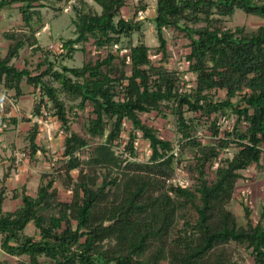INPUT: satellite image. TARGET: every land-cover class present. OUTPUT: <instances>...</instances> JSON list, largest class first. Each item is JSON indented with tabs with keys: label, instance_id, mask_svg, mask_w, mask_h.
<instances>
[{
	"label": "trees",
	"instance_id": "obj_1",
	"mask_svg": "<svg viewBox=\"0 0 264 264\" xmlns=\"http://www.w3.org/2000/svg\"><path fill=\"white\" fill-rule=\"evenodd\" d=\"M50 1L0 0V11L17 7L24 26L3 32L8 44L0 55V87L17 98L23 83L32 86L37 93L32 116L51 114L66 132L61 154L48 159L50 169L40 173L35 193L28 194L25 184L13 189L20 204L6 211L5 183L15 166L10 157L0 179L2 252L17 264H237L244 249L254 264H264V202L256 222L244 207L246 226L237 224L228 206L240 171L259 164L264 152V24L226 25L237 9L264 19V0H156L151 19L156 51L166 62L163 29L183 32L187 71L195 75L189 89L183 71L152 60L142 32L145 17L137 16L145 5L134 6L125 18L126 0H91L99 11L87 0H65L80 7L73 5L74 37L63 40L55 59H71L76 45L83 50L89 40L97 49H110L79 67L56 68L33 27L42 22L40 10ZM25 46L43 54L34 72L12 62ZM61 94L75 103L67 105ZM87 107L88 138L70 131L68 117ZM152 112L173 118L175 140L142 121L141 115ZM230 115L233 125L221 128L218 120ZM0 121L8 127L16 118ZM126 123L131 128L124 141ZM205 124L208 141L197 134ZM137 131L150 148L146 161L135 159ZM38 132L34 123L25 136L32 161L41 149ZM231 146L236 150L228 154ZM185 153L193 184H169ZM56 182L69 190L68 199H61ZM30 223L36 235L25 233Z\"/></svg>",
	"mask_w": 264,
	"mask_h": 264
},
{
	"label": "rangeland",
	"instance_id": "obj_2",
	"mask_svg": "<svg viewBox=\"0 0 264 264\" xmlns=\"http://www.w3.org/2000/svg\"><path fill=\"white\" fill-rule=\"evenodd\" d=\"M91 6L94 7L97 11L100 10V7L97 6L93 1L87 0ZM46 6L41 8L42 22L34 21L33 27L37 31L36 37L38 38L39 45L43 50H47L50 44H59L62 43L63 40L74 37L73 29L74 25L72 24V19L76 16V10L73 8V5L78 9L80 5L75 2H66L65 0H52L45 4ZM145 5V11L142 13L144 18V26H143V34L144 41L149 46V55L157 62H161L169 69H175L178 71H183L182 78L186 80L185 88L189 89V87L194 86V78L195 75L191 72L187 71L188 63L185 59L186 54L189 52L188 47V39L179 30L175 28L163 29V35L166 39V49H167V61L162 62L160 60L161 55L156 51L158 41L156 39V31L154 29V25L152 22V16L154 15L156 0H126L125 5L121 9V15L125 18H128L132 14V9L134 6ZM261 24H264V19L259 18L257 16L247 15L243 11L237 9L231 18H227L226 25L228 27H236V26H244L245 29H253ZM42 25H44L42 27ZM24 28L21 16L17 10L16 6L4 8L0 11V55H3L6 52L8 41L4 38V31H19ZM139 37V33L133 34L132 43H136ZM125 42V40H124ZM82 44H77L78 50L73 54L72 58H61L58 57L55 59L54 53L50 50L49 59L53 60L56 68L61 69L63 65L72 67H79L87 60H95L98 57H103L106 55L110 48H101L97 49L93 44L92 40L86 42L83 47L84 49H80ZM127 49V48H126ZM126 49H123L121 53H125ZM120 53V54H121ZM42 52L33 50L28 46L23 47L19 56L14 60V65L18 68H22L27 66L32 72L35 71V67L38 61L42 59ZM127 71H129V66H126ZM187 71V72H186ZM55 86H58V83H54ZM10 92H3L2 87H0V101L3 103V108L0 110V117H6L4 114L9 110L11 106L8 104L7 99L11 98L9 95ZM37 95V93H36ZM61 97L64 99L67 105H72L75 101H70L61 94ZM216 97H223L222 92H217ZM35 101V100H34ZM14 103V100H13ZM10 105V106H9ZM34 105V103H33ZM90 108L87 107L84 110L77 109L76 111L69 112V128L70 131L75 132L83 137L88 138L89 135L86 132L87 128V118L89 117ZM19 111V110H18ZM22 113V112H21ZM25 112H23L24 114ZM25 115V114H24ZM48 121L42 122L40 125L43 126L44 133L47 135L49 131H55L54 136L56 137H39L38 143L40 147L46 150V155L48 158H52L53 156H59L62 151V142L66 132L59 126L56 117L52 118L51 114L46 115ZM141 119L148 125H152L158 132L162 138L165 139H176V132L174 126V120L171 116L167 118H162L157 116L154 112L149 114L141 115ZM235 121V116L230 115L225 118H220L218 120V125L221 128H229L233 125ZM3 121H0V131H9V129L1 128V124ZM45 123V124H43ZM129 123H126L125 130L122 133L123 140H126L127 131L131 128ZM208 124L202 125L198 130L197 134L199 136H203L204 141L210 140L211 132L207 128ZM243 126V125H242ZM49 129V130H47ZM109 127L107 128V131ZM43 133V132H42ZM58 135L60 137H58ZM138 139L136 141V149L137 156L135 159L146 161L150 154V148L146 140H144L141 136V133L137 131ZM15 139L8 138L6 146H0V177L2 176L3 171H5L6 164H10L9 161L7 163H1V160L7 159L11 157L14 150L16 151H27V140L24 137V134L21 137H16ZM51 139V140H50ZM97 140H92L90 143L93 144L97 142ZM121 148L123 146H120ZM25 148V149H24ZM236 150V147L231 146L228 149V154H231ZM45 155V156H46ZM187 153L183 156L184 167H183V176L189 185H192L194 180L191 177V173L188 171L187 166L190 163V159L186 156ZM40 161L48 162V158L45 159L43 156H40ZM27 159V158H26ZM23 160V159H22ZM20 160L18 164L22 161ZM39 163L37 167L33 170L31 167V162H29L28 171L26 172V176L24 177L27 190L30 194L35 193L36 186L38 184L39 175L45 169L49 170V164ZM17 164V165H18ZM54 166H56V162H53ZM45 168V169H44ZM242 178H240L235 186L233 198L229 203V208L236 216L237 224L246 226L247 221L244 214V207L247 206L250 209V215L248 219L252 222H256L258 219L259 211L262 203L264 202V152L259 161V164L253 165L246 170L240 171ZM73 175H76V171H73ZM212 177V174L210 175ZM11 183L8 185L9 189L13 187ZM55 186L59 189L61 199L69 198V190L63 188L59 185L58 182L55 183ZM10 195V192H9ZM20 204L18 200H11L10 202L6 201L3 209L13 210ZM181 223V222H180ZM25 233L29 235H36L35 229L33 225L30 223L26 229ZM243 260H238L237 264H254L253 258L250 256L244 249H242ZM0 260L6 261L5 264H17L16 258L12 256L6 255L0 249Z\"/></svg>",
	"mask_w": 264,
	"mask_h": 264
},
{
	"label": "crops",
	"instance_id": "obj_3",
	"mask_svg": "<svg viewBox=\"0 0 264 264\" xmlns=\"http://www.w3.org/2000/svg\"><path fill=\"white\" fill-rule=\"evenodd\" d=\"M13 62H14V60H13ZM21 91H22V94L17 98H13L12 97L13 91H9L10 92L9 95L14 100V104H13V106L9 107V110L4 115L6 117L16 118V123L14 125L10 124L7 127L9 129V131H4V132L0 131V146H6L8 138L15 139V141H16V139H17L16 137H21V135H23V134L25 137L34 123H37L39 126V132L36 136V143L38 145H39V143H38L39 137H44V136L45 137H56V136H54L55 131H53V134H52V131H49V133L46 135L44 133L43 126L40 125L42 122H45L46 120L48 121L49 117H46L45 119H43L41 117L32 116L33 103H34V100L36 98V91L34 90V88L32 86H29V85L23 83L21 86ZM23 112H25L24 113L25 115L23 114ZM53 118H54V116H52L51 119H53ZM43 124H45V123H43ZM47 130H49V129H47ZM58 137H60V136L58 135ZM46 154H47L46 150L45 149L43 150V148L41 147V149H38L36 151V154L34 156L33 161L28 159V158L23 159L18 165L14 164L15 166L11 167V170H10L11 172L9 174V177L6 179V183H5L7 186L8 197L5 199L3 206L5 205L6 201L10 202L11 200H18V198L17 199L12 198L11 191L15 188L21 187V185H23V184L26 185L24 177L26 176L25 174L28 171L29 162H31V167H33V170H34L35 167H37V165L41 162L40 156H43V158H45V159L48 158ZM12 157H13V155H11V158ZM11 158L9 157L8 160L7 159H4L3 161L1 160V163H7L8 161L10 163ZM41 163H43L44 165L47 163V164H49V167H50L49 161L48 162L43 161ZM9 165L10 164L5 165L6 169L8 168ZM6 169H5V171H6ZM44 171H47V169H45ZM3 174H4V171L2 173V176H3ZM1 177H0V179H1ZM10 183L12 185H14L13 187H11V189H9V187H8V185ZM26 188H27V185H26ZM9 192H10V195H9ZM27 193L30 194V192H28V190H27ZM31 195H33V194L31 193Z\"/></svg>",
	"mask_w": 264,
	"mask_h": 264
},
{
	"label": "built area",
	"instance_id": "obj_4",
	"mask_svg": "<svg viewBox=\"0 0 264 264\" xmlns=\"http://www.w3.org/2000/svg\"><path fill=\"white\" fill-rule=\"evenodd\" d=\"M142 11H139L138 13H137V16L139 17V18H142L143 16H142ZM62 43H59V44H50L49 46H48V48H47V50H50V51H52V52H54V53H59L62 49V45H61ZM115 48H117V46L115 45ZM7 102H8V104H10L11 106H13V99L12 98H9V99H7ZM2 108H3V103H2V101H0V110H2ZM44 115H47L46 114V112H44ZM5 116V115H4ZM6 127V123H4V122H2V124H1V128H5ZM173 153H174V155H176L177 156V148H175L174 149V151H173ZM12 155L14 156V162H15V164L17 165L18 164V162L20 161V160H22V159H26L27 158V154H26V152L25 151H16V150H14L13 151V153H12ZM183 167H184V163H183V161L182 162H180L179 163V165L178 166H176V171H175V174H174V176L171 178V179H169V180H167V182L169 183V184H172V185H180V186H183V187H185V186H188V183H187V181L185 180V178H184V176H183V173H182V171H183Z\"/></svg>",
	"mask_w": 264,
	"mask_h": 264
}]
</instances>
